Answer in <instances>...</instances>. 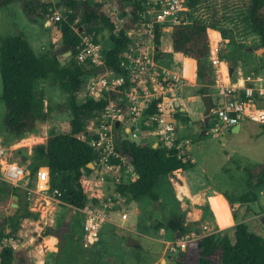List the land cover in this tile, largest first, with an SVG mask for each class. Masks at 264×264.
<instances>
[{
  "label": "trees",
  "instance_id": "16d2710c",
  "mask_svg": "<svg viewBox=\"0 0 264 264\" xmlns=\"http://www.w3.org/2000/svg\"><path fill=\"white\" fill-rule=\"evenodd\" d=\"M11 1L0 0V8L7 6ZM61 4L63 17L56 22L61 31L62 44L72 47L69 63L62 64L52 52L37 56L22 31L17 30L0 37L1 99L5 106L2 123L12 141L36 132L37 121L46 116L35 91L36 83L40 79L51 78L68 93L70 130L63 133L51 132L44 143L36 144L32 148L29 178L37 174L40 166H47L49 191L59 189L63 202L82 209L88 205V201L97 206L108 197L104 190L106 183L91 178L94 175L99 179L100 174H95L94 170L87 166L93 160L96 161V166L99 163V155H92L94 147L89 143L91 136L87 132V125L90 120L96 119L111 101H116L119 92L109 91L87 98L82 103L77 102L76 95L82 89L83 78L88 75L97 76L106 71L125 75L126 72L120 68L119 63L121 53L130 43L126 31L141 24L140 11L143 6L140 0H114V4L120 9L119 16L123 18L121 27L115 32L112 17L106 12L102 1L61 0ZM47 6H51L47 0L21 2L22 11L29 21L41 16ZM126 6L128 8L124 9ZM187 6L193 12L197 8H204V16L192 18L193 15L187 11L186 15L190 20L171 28V45L175 53L196 60V77L201 85L197 88V93L203 95L210 93L209 86L215 82L214 69L209 59L207 28L225 34L223 24L229 27L241 11L243 22L246 21L259 35L258 47L264 49V0H187ZM83 24H87V27L79 30ZM100 24L109 28L114 46L105 52L103 64L100 66H94L88 61L84 64L77 63L74 58L82 37L91 35L97 43L96 34ZM161 33V27H155L156 45L160 44ZM211 43H216L214 36ZM159 54L158 49L157 52L154 51L156 59ZM219 55L223 59L224 54ZM232 57L234 54L230 52L225 61L230 62ZM154 104L155 101L145 109L146 115L155 113ZM120 126L121 123L117 128L114 127L115 149L124 157L123 165H131L136 178L132 180L122 174L119 182H116L115 178L109 177L114 183V192L126 201L139 202L143 198H149L152 203L161 206L160 194L156 190L159 181L178 169L188 170L193 166L190 159L181 153L184 145L180 146L178 138H175L170 147L160 141L155 147L149 142L136 143L118 133ZM210 126L209 123L206 128L209 129ZM18 152L23 155L21 149H18ZM263 171H260L259 179L254 183L251 180L254 174L249 173L250 188L237 197L240 206L245 207L248 203L258 201L254 188H264ZM0 183L4 184L2 181ZM9 188L11 193L17 196V207L14 215L7 217L10 231L6 233L0 230V264H37L32 250L39 239L28 245L4 243V240L16 235L22 218L33 215L29 210L27 191L18 186ZM226 198L230 204L233 203L229 197ZM260 212L259 215L262 214V211ZM232 216L235 222L231 227L232 238L227 233L229 228L202 236L189 243L187 249L176 257L174 264H214L212 256L217 251L221 252L219 264H264V237L250 230L248 225L241 221L246 217L245 211L240 218L239 211L233 210ZM177 221L173 219L170 223L177 227L176 237L189 231H197L195 225L198 222H192L190 225L183 222L178 224ZM230 223L231 216L227 219V224ZM44 264H47V261Z\"/></svg>",
  "mask_w": 264,
  "mask_h": 264
},
{
  "label": "rangeland",
  "instance_id": "374dc122",
  "mask_svg": "<svg viewBox=\"0 0 264 264\" xmlns=\"http://www.w3.org/2000/svg\"><path fill=\"white\" fill-rule=\"evenodd\" d=\"M23 0H12L7 6L0 8V37L12 34L15 31H22L33 51L37 56L49 54L54 49L62 44L61 31L56 21H59L63 17L62 10L63 5L61 0H47L51 3V6L44 8L41 16L37 17L34 21H29L21 8V2ZM90 1H102L106 12L112 17L114 31L121 27L123 18L119 16L120 9L114 4V0H90ZM128 8L127 6L124 7ZM128 10V9H126ZM55 11L59 14V19L56 20ZM204 8H197L194 12L191 10L188 13L192 14V18L204 16ZM77 21V20H76ZM225 25V26H224ZM99 30L96 34L97 43L100 45L103 54L114 46V43L110 37V30L108 27L99 25ZM223 29L226 31L225 34H221V40L218 43L219 50L222 49L224 54L223 59H226V55L233 52L234 57L228 62L229 66L234 67V73L232 80L239 76H250L251 78L257 76L264 77V49L258 47L259 35L253 31V29L243 22V14L240 11L239 16L232 24H223ZM91 36V35H88ZM169 37V38H168ZM171 39V29L169 31L164 30L159 37V45L156 46V41H153L155 51L160 52L159 58L156 59L158 65L160 64V56L162 55L163 43ZM209 39V38H208ZM209 41V40H208ZM210 44V43H209ZM213 44V43H212ZM215 46V44H213ZM70 54L66 55L60 52L57 56L58 60L62 64H67L71 60L72 49ZM220 54V53H219ZM77 55V54H76ZM77 63V57L74 58ZM82 62L81 64H84ZM154 77H165L161 79L164 83H168L169 79L165 73L162 72L161 66L152 68L151 74H146V79L150 84L152 80L150 76ZM93 76V75H91ZM86 76L83 78L82 89L79 91L77 96V102L82 103L87 98L93 97L90 94V87L93 85L92 77ZM95 79L99 75L94 76ZM178 78L174 79L176 81ZM251 84L247 80V84ZM180 84V81H179ZM138 89V88H137ZM36 97L41 103V109L46 116L39 119L36 124V134L30 137H23L18 142L22 144L23 151L25 154L29 147L32 149L36 144L44 141L43 139L47 134L51 132H68L70 130V112L67 106L68 93L63 91L59 84L51 78L40 79L36 83ZM108 90H104L100 93H107ZM2 93V81L0 77V150L4 151V155L1 156L5 159L15 160L19 162L24 169H31V165L28 163H20V153L18 149H11L14 147L12 143L11 135L6 131L2 124V118L4 115L5 106L1 99ZM95 97V96H94ZM94 122V119L92 120ZM92 121H89L87 129L88 134L92 135V129L89 130V126ZM143 122V120H142ZM127 123L122 122V125ZM139 127V125H138ZM134 127H132L133 129ZM264 124L253 121H243L241 124L240 131L237 133H227L225 130L219 132L209 131L202 135H189L183 142L184 144L190 143L195 146L194 153L192 155L185 156L193 160V166L191 169L186 171H179L178 174L170 175V179L165 177L159 181L157 191L161 193V206L158 203H152L149 198H145L141 203L136 204L139 211L135 213L133 217V223L135 230L139 232L127 230L125 227L116 226L111 222V233H102L99 236L98 241L88 244L85 246L83 237L78 239H71L69 236L60 232V246L57 251L46 252L44 255L33 248L32 253L39 260L47 261V264H174L176 257L185 250H174L169 249L161 255L162 249L166 246L162 240H174L176 239L177 227L171 224L173 219L178 220V224L198 222L195 225L197 233L201 234L203 224H206L209 229H214V220L212 219V213L206 203V198L209 193L212 192L213 187L223 188L224 173L221 171L222 168H226V164H221V161L226 155L227 151H230L228 147L238 148L242 154L253 156L256 159V163L252 164L248 161L246 156L242 159L230 155L229 165L230 169L233 170L231 181L235 185V189L240 192L245 191L248 185L249 172L254 173V180L258 179L260 175L259 171L264 169ZM255 135V138H254ZM41 137L43 139H40ZM37 141V142H36ZM29 145L28 147H26ZM222 147H226V150H222ZM185 150V149H184ZM213 159V160H212ZM259 161V162H258ZM264 172V171H263ZM262 172V176L264 173ZM211 175V176H210ZM106 176L105 181L97 179L94 175L91 178L94 181H100L106 183L104 188L105 193H108L107 201L111 203L106 209L109 211L111 207L114 210H120V204L126 203L124 198L119 197L118 193H112L114 183L109 180ZM107 180H109L107 182ZM174 182V187L172 184ZM21 183H25L24 181ZM186 183L189 187V193L187 197H179L177 194L181 191V184ZM172 184V185H171ZM9 187L7 184L0 183V216L12 217L15 213L16 207H12L11 203L16 202L12 197L11 193L6 190ZM108 191H107V189ZM232 189V188H231ZM230 190V189H229ZM116 196H115V195ZM262 199L264 196L262 195ZM210 206L213 210L216 224L218 227H224V223L230 215V210L227 202L220 194H213L210 199ZM185 205V208L184 206ZM86 205L83 210L86 209ZM64 213L66 209L60 208ZM127 218L123 222H119L122 225H128L127 223L132 219V212L129 209H125ZM246 212L245 223L249 229L262 234V224L259 222V211L258 206H250L244 208L243 212ZM239 211V214H243ZM110 214V211H109ZM110 216V215H109ZM71 218V216H69ZM25 219V218H24ZM23 218L20 221L16 235L12 238H7L4 243L13 245H28L38 240V233H41L45 228L41 230H34L35 224L26 222L24 224ZM264 227V226H263ZM0 230L9 232L10 228L5 223ZM216 230H219L218 228ZM128 233H132L138 243L141 244L142 248H136L137 244L134 241H130L132 244L129 247L125 244L124 238ZM227 233L230 237H233V230L229 228ZM38 234V235H37ZM75 231L73 230V235ZM41 236V235H40ZM160 241H158V240ZM42 240V236H41ZM40 240V241H41ZM50 243V242H49ZM48 243V244H49ZM160 254V255H158ZM220 251H217L213 256L212 260L214 264H219ZM41 255V257H40ZM42 263V262H40Z\"/></svg>",
  "mask_w": 264,
  "mask_h": 264
},
{
  "label": "built area",
  "instance_id": "2783aa9c",
  "mask_svg": "<svg viewBox=\"0 0 264 264\" xmlns=\"http://www.w3.org/2000/svg\"><path fill=\"white\" fill-rule=\"evenodd\" d=\"M142 10L140 17L141 24L132 27L126 31V36L130 38V43L124 48L120 58V68L126 73L114 74L104 72L97 79L92 77L93 85L90 87V94L94 97L101 95L102 91H117L119 96L116 101H111L105 109L99 113L94 121L92 128V137L89 141L90 145L97 149L99 155L98 168L101 170L99 179L105 181L106 176L115 178L119 182L121 175L131 178L134 175L129 165H123L124 157L115 149V122L119 124L127 123L129 134L132 137L137 136L134 129L136 120L147 109L153 101H155V113L147 115L146 121L153 126V133L158 141L167 147L173 145L175 140V127L170 121L172 113L177 111L176 100L169 94L179 85V77L175 74L169 75L162 67L163 73L166 72L169 79L165 83L164 89L167 93H153L149 88V83L146 79V74H151V69L160 67L154 56L155 47V27L160 26L162 32L169 31L173 25L185 23L190 20L186 12L190 11L187 6V0H140ZM55 19H59L58 12L55 11ZM78 62H90L94 66L103 64L104 54L101 47L96 43L91 36L84 35L80 45L77 47ZM218 44L212 46L210 44L209 59L215 70L217 78L226 76L228 73L227 63L219 57ZM158 81H162L163 77L150 76ZM178 78L176 81L174 79ZM165 79V77L163 78ZM247 80L251 84H247ZM157 82V81H156ZM245 84L242 86V91L245 98L241 99L235 95L237 91V83L223 88L220 96L222 101H217V104L210 110V130L219 132L223 129L230 128L244 120H249L257 123H264V77L257 76L244 78ZM160 84V82H157ZM138 88V89H137ZM125 125V126H126ZM132 127H134L132 129ZM4 151L0 150V180L11 186H22V181L27 176L25 169L16 162L4 161L1 156ZM118 159L119 161H116ZM123 165V166H121ZM37 182L35 188H25L27 191L28 200L35 199V195H43L47 202L48 208L45 209V216L41 219L45 221L47 215L51 213L54 204L65 203L60 199L61 192L59 189L49 191V176L48 172L37 171ZM109 201L102 202L99 209H92L86 205L84 213L83 232L87 243H92L97 240L99 231L103 223L111 222L109 211L106 209L110 206ZM36 210L41 212L43 206L37 201L35 204ZM127 214L121 215L125 219ZM201 234L196 231H189L178 236L174 240L166 241V249L170 251L185 250L189 243L194 240L210 234L215 229H209L206 224L201 226ZM264 237V233L261 234Z\"/></svg>",
  "mask_w": 264,
  "mask_h": 264
},
{
  "label": "crops",
  "instance_id": "0c3cea01",
  "mask_svg": "<svg viewBox=\"0 0 264 264\" xmlns=\"http://www.w3.org/2000/svg\"><path fill=\"white\" fill-rule=\"evenodd\" d=\"M207 35H208V38H209V43L212 46H213V44L211 43V41H212L213 36H214V38H216L215 45L218 44L219 41L222 39L221 38V33L218 30L213 29V28H207ZM162 45H163V47H162L161 50H162L163 53L160 56V64H159V66H161L165 71H167L169 75L175 74L180 79V84L174 90H172L170 92L171 94H169L171 97H173L176 100V103L178 105L177 106V111L171 114L170 121L173 123V125L175 127V130H174L175 137L180 139V146L184 145V149L185 150L182 149L181 153L183 154L184 157H187V156L192 155L194 153L195 146L194 145L192 146L190 143L184 144L183 142L185 141V139L188 140L187 137L189 135H193V134L194 135H196V134L197 135H199V134L202 135L205 132H208V130L211 131L210 128L209 129L206 128V125H205V123L203 121L205 107H204V104H203V101H202V94L197 93V88L200 87L201 85H200V83H199V81H198V79L196 77V68H197L196 60L191 58V57H189V56H185V55L180 54V53H175L172 50L171 39L166 41ZM220 53H223L221 48H220ZM219 57H220V55H219ZM226 63H227V66L229 67L228 62H226ZM233 73H234V70H233ZM233 73H232V75H233ZM214 75H215V82H214V84L209 86L210 93H206V94H210L212 102H213V105L217 104V101H222L223 100V98L220 96V93L223 90V88L231 86L232 84H236V83H237L236 84L237 85V91H236L235 95L237 97L241 98V99L245 98L244 93H240V92H243L242 91V86L245 84V82H244V78L245 77L244 76H239L238 75L235 78V80H232V75L229 76L228 73H227L226 76H222V77L217 78V76L215 74V70H214ZM156 81L160 82V84H158ZM164 85H165V83L163 81H158L157 79L155 80L153 78L152 83L151 84L149 83V88H150L151 91H153V93H164L165 92ZM165 93H167V92H165ZM3 104H4V102H3ZM4 114H5V110H4ZM145 116H147V115L145 114V110H144V112L141 114V116L138 117L137 120H136V124H135V128H134L136 130V132H137V136L136 137H132L131 134H129L128 125H126V126L124 125L123 126L122 123H121V126H120L121 129L118 131V133H121V136L123 138H126V139H128L130 141H134L136 143L149 142V143L152 144L153 147L158 146L159 141H158L157 137L153 133V126H151V125H149L147 123ZM3 117H4V115H3ZM142 120H143V122H142ZM2 121H3V118H2ZM90 121H92V120H90ZM94 121H95V119H94ZM244 121H249V120H244ZM242 122L240 123V128H241ZM91 123H92V126L90 124L89 130L94 127V122L92 121ZM209 123H210V121H208L207 124H209ZM202 124H203V126H202ZM138 125H139V127H138ZM114 127L117 128V126H114ZM230 128L223 129V130H225L229 134L230 133L231 134L232 133H237V132L240 131V128H239V130L237 132H229L228 129H230ZM204 129H206V130H205L204 133H202V131ZM121 130H122V132H121ZM87 131H88V129H87ZM36 133L37 132L32 133V134H30V135H28L26 137H30L31 135H35ZM263 133H264V128H263ZM89 136L92 137V135H89ZM38 138L43 139L41 137H38ZM46 138H47V136L43 139L44 141H42L40 143H44ZM254 138H255V135H254ZM19 140L12 141L11 144L14 143L13 144L14 147L12 146L11 149H13V148L14 149L15 148L16 149H22L23 148L22 147L23 145L18 142ZM40 143H38V144H40ZM28 146L29 145H27L26 147H28ZM228 149L230 151H227L226 147H224V148L222 147V150H226L227 151L226 155H224L225 159L223 158L222 161H221V164H226L227 165L226 168H222L221 169V171L224 173V178H223V181H222L223 188L220 189L218 187L217 188L213 187L212 192L209 193V195L206 198V203H207V205H208V207H209V209H210V211L212 213V217H213L212 219L214 220V227H215L214 229L215 230L217 228L219 230H224V229H228V228H231V227L234 226L235 222H234V219H233V216H232V211L233 210L234 211H243L244 208H246V207L258 206V211L259 212L262 211V214H260L259 217L264 214V199H262V195L264 196V188L260 189L259 186L257 188H254V190L257 192L258 201L248 203L247 205H245V207H242V206H240V202L237 200V197L240 194H242L243 192L247 191L250 187H248L245 191L240 192L238 189H235V185L233 183H230L231 176H232V173H233V170H231L229 168L230 165H229L228 161L230 159V155H233V156L238 157L240 159H242L244 156H246L248 161L250 163H252V164L256 163V159H254L253 156H251V155L242 154L238 150V148L228 147ZM185 154H187V156H185ZM23 155L25 156V158H24V161H21L22 154H20V163H28L29 162V164H30L31 159H32V149L29 147V149L27 150V153L25 154L23 152ZM187 158L190 159L189 157H187ZM3 160L4 161L5 160L9 161V162L12 161V162H16V163L19 164V162L15 161V160H10V159H5V158H3ZM190 161H191V163L193 165V160L190 159ZM125 165H129V164H125ZM121 166H123V165H121ZM129 166L132 169L131 165H129ZM96 167L98 168V166H96ZM38 170H41L42 172H45V171L48 172V167L47 166H40ZM25 171L27 173V176L23 180L25 183H22V186L19 185L18 187H20L21 189L35 188V184H36V182L38 180L37 179V174L34 175L33 178L30 179L29 178L30 170L27 168V169H25ZM179 171L180 172L181 171L184 172L186 170L178 169V170L174 171L172 174H178ZM94 173L95 174H102V173H96L95 171H94ZM249 173L254 174L253 172H249ZM170 177H171L170 175L167 176V178H169V179H170ZM253 177L251 179L252 183H254L256 181V180H254ZM127 178H129V177H127ZM135 178H136V175L134 174V175H131L130 179L133 180ZM258 179H259V177H258ZM248 180H249V177H248L247 181ZM172 184H173V187H174L175 184H174L173 181H172ZM248 185L250 186V182L249 181H248ZM9 187H14V186L9 185ZM9 187H7L6 190L11 193V188H9ZM180 187H181V189H180L181 191H179L177 193L179 195V197H181V198L187 197L188 193L190 192L188 185L186 183H184V184H181ZM104 188H105V186H104ZM107 191H108V189H107ZM157 192L160 194V202H161V193H160V191H157ZM112 193H115L114 192V188H113V192ZM213 194H220L225 199V201L227 202V204L229 206L228 207L229 210H230L229 217L231 216V223L227 224V220H226V222L224 223V227H218V225L216 224L215 217H214V214H213V210L211 209L210 202H209V199H210V197ZM11 195L16 201L17 200V196L15 197L14 196L15 194H12V193H11ZM226 196L229 197L232 200L233 203L230 204L228 202V199L226 198ZM143 200H145V198H143L139 202L127 201L126 203L125 202L121 203L120 204V210H114L111 207V209L109 210L110 211L109 215H110V219L112 221V224L116 225V226L117 225L118 226H122V227L126 226L125 228L127 230H130L131 232H133V231L137 232L134 229L135 226H134V223H133V217H134L135 213H137L139 211V209L137 208L136 204L141 203ZM28 201H29V210L33 213V215L25 217V219L23 218L24 219L23 220L24 224H22V226L25 225L26 222H29L30 224L31 223L35 224L34 225V230H37V231L46 227V229H44L41 233H38L39 236H37V238L39 239L38 240L39 242L36 243L37 244V248H35V252L37 250L38 252H41V255H44L43 254L44 250H46V252L57 251L59 249V246H60L59 235H60V232H62V231H63L62 233H64L65 235L69 236L71 239L72 238L73 239H78L80 237H83V240H86L85 239V233L83 232V228H82L83 222H84V213H83L81 208L73 207V206H71V205H69L67 203L54 204L53 207H51V209H52L51 213L47 215L46 223H45V221H43L41 219V216H45L46 215L45 209L48 208V206H47V202H46L45 198L43 197V195L36 194L35 195V199L28 200ZM37 201H39L42 204V206H43L41 212L39 210H36L37 208L35 207V204H36ZM13 203H15L16 205H13ZM88 205L92 209H99L100 208V204H98L97 206H93V203L91 201H88ZM11 206L12 207H17V203L16 202H12ZM183 206L185 208V205H183ZM60 208L66 209V212L64 213L62 210H59ZM126 208L129 209L131 212L133 210V216H132V219L127 223L128 225H122L119 222L120 221L123 222V220H125L127 218V217L125 219L121 218V215L123 213L128 214L125 211ZM69 216H71V218ZM239 216L241 218L240 214H239ZM241 221H245V218L241 219ZM194 222H196V221H194ZM6 223H7V221H6ZM109 226L112 227L111 224L108 223V222L103 223L101 228H100V231H99V236H101L102 233H107L105 235H109L111 233V231H110L111 228H108ZM262 228H263L262 229V233H264V227L262 226ZM73 230L75 231L74 235H73ZM137 233L140 234L139 232H137ZM131 234L132 233H128L126 235V238H124V241H125L124 245H127V247L130 248V246L132 244H129V242L130 241H134L137 244V246H135L136 248H139V249L142 248L141 244L138 243V240ZM40 235L42 236V240H41V236ZM99 236H98V238H99ZM98 238H97L96 241H98ZM96 241H94V242H96ZM158 241H160V240H158ZM166 241H168V240H164V241L162 240V242H166ZM94 242H92V243H94ZM92 243H90V244H92ZM36 244H35V246H36ZM88 244L89 243H87L85 241V246L88 245ZM165 250H167L166 246L162 249V252L160 254L162 255L165 252ZM160 254H158V255H160ZM41 255H40V257H41ZM44 259H45V257H44ZM44 259L43 260H39V262L37 263V258H36V263L37 264H44L46 262V261H44ZM40 262H42V263H40Z\"/></svg>",
  "mask_w": 264,
  "mask_h": 264
},
{
  "label": "water",
  "instance_id": "95a60500",
  "mask_svg": "<svg viewBox=\"0 0 264 264\" xmlns=\"http://www.w3.org/2000/svg\"><path fill=\"white\" fill-rule=\"evenodd\" d=\"M86 27H87V24H83V26L80 27L79 30H82V28L85 29ZM71 48H72V47H71V45H69V44H61L60 46H58V47H56V48L54 49V51L52 52V55H55V56H56V55H58L60 52H63L64 54L69 55L70 52H71V51H70ZM233 70H234V67H232V66H229V67H228V75H229V76L232 75ZM202 101H203V104H204V107H205V111H204V119H203V121H204L205 125H207V123H208V121H209V118H210V110L214 107V105H213V102H212V99H211L210 94H204V95H202ZM118 124H119L118 122H115V126H118ZM239 128H240V123H237L236 125L232 126L230 129H228V131H229V132H237V131L239 130ZM205 130H206V129H204V130L202 131V133H204ZM92 155H93V157H95V156L97 155V149H96V148H94ZM24 158H25V156L22 155V156H21V161H24ZM87 166H88L90 169H94V171H95L96 173H102V172L96 167V161H95V160L89 162V163L87 164ZM14 196L16 197V195H14ZM13 205H16V204L13 203ZM6 221H7V218H6V217L0 216V229H1L2 226L5 225ZM259 222L264 226V214L261 215V216L259 217Z\"/></svg>",
  "mask_w": 264,
  "mask_h": 264
},
{
  "label": "bare ground",
  "instance_id": "6f19581e",
  "mask_svg": "<svg viewBox=\"0 0 264 264\" xmlns=\"http://www.w3.org/2000/svg\"><path fill=\"white\" fill-rule=\"evenodd\" d=\"M184 188V187H183ZM186 192V191H185Z\"/></svg>",
  "mask_w": 264,
  "mask_h": 264
}]
</instances>
